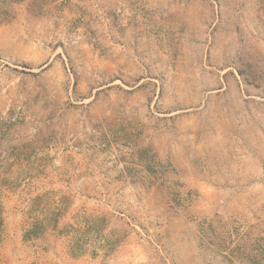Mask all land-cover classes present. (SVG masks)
<instances>
[{
  "label": "rangeland",
  "instance_id": "obj_1",
  "mask_svg": "<svg viewBox=\"0 0 264 264\" xmlns=\"http://www.w3.org/2000/svg\"><path fill=\"white\" fill-rule=\"evenodd\" d=\"M0 201V264H264V0H0Z\"/></svg>",
  "mask_w": 264,
  "mask_h": 264
},
{
  "label": "trees",
  "instance_id": "obj_2",
  "mask_svg": "<svg viewBox=\"0 0 264 264\" xmlns=\"http://www.w3.org/2000/svg\"><path fill=\"white\" fill-rule=\"evenodd\" d=\"M39 199L40 198H36L33 201L31 211L32 212H38L40 215H42V217H41V219L37 220L34 223L33 228L36 230V228H40L42 225H44L46 227L55 228L57 226L58 219L62 214V208L58 207L57 208L58 210H54V211H50L49 209L40 208L39 204H38ZM3 225H4V218H3L2 205H1V201H0V242L2 240ZM238 253H240V250H237V254ZM230 256L233 257L234 255L231 254ZM225 258H230V257L227 254V255H225ZM234 258H237V260H239V259L244 260L243 257H238V256L236 257V255L234 256Z\"/></svg>",
  "mask_w": 264,
  "mask_h": 264
}]
</instances>
